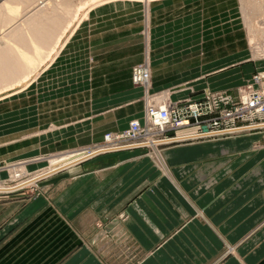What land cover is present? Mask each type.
I'll list each match as a JSON object with an SVG mask.
<instances>
[{
	"label": "rangeland",
	"instance_id": "obj_1",
	"mask_svg": "<svg viewBox=\"0 0 264 264\" xmlns=\"http://www.w3.org/2000/svg\"><path fill=\"white\" fill-rule=\"evenodd\" d=\"M20 3L18 13L4 12L9 20L0 21V48L10 46L16 53L18 46L30 51L37 20L36 25L55 27V33L45 42V55L51 51L45 60L35 70L37 63L22 71L25 75L33 69L29 77L20 83L14 81L19 76L0 81V185L12 186L0 189V227H43L48 217L39 220L41 207L25 212L28 206L40 197L49 204L51 186L64 178L96 171L102 155L70 168L43 172L52 158L93 150L105 142L107 135L124 133L132 121L147 125V110L163 106L165 99L194 101L205 97V90L225 91L236 97L245 80L264 71V0ZM76 26L80 28L74 42L60 51ZM88 35L90 42L81 40ZM165 42L168 47L160 48V55L155 56L150 80L149 94L158 98L149 104L151 98L145 88L132 84V66L148 60V44ZM8 61L6 56L1 58L0 70ZM228 86L233 88L213 90ZM187 128L169 130L163 136L174 137L195 129L194 125ZM176 143L185 142L159 149L141 148L140 155H149L167 172L168 166L158 154ZM258 146H262V139ZM15 167L21 175L11 174ZM37 173L48 175L16 185ZM75 198L78 205L83 203L81 195ZM72 211L74 227H118L126 218L122 214L89 215L88 210L79 208Z\"/></svg>",
	"mask_w": 264,
	"mask_h": 264
},
{
	"label": "crops",
	"instance_id": "obj_2",
	"mask_svg": "<svg viewBox=\"0 0 264 264\" xmlns=\"http://www.w3.org/2000/svg\"><path fill=\"white\" fill-rule=\"evenodd\" d=\"M165 46L148 44L151 71ZM141 150L103 153L96 171L56 182L49 204L25 210L41 207L43 227H0V264H264V133L170 145L158 154L167 172ZM74 208L126 218L74 227Z\"/></svg>",
	"mask_w": 264,
	"mask_h": 264
},
{
	"label": "built area",
	"instance_id": "obj_3",
	"mask_svg": "<svg viewBox=\"0 0 264 264\" xmlns=\"http://www.w3.org/2000/svg\"><path fill=\"white\" fill-rule=\"evenodd\" d=\"M151 73L150 62L145 60L133 67L132 81L145 88L147 97L155 98L151 99L155 102L158 97L149 94ZM205 91V97L194 101L165 99L163 106H151L147 110V125L143 126L139 120L132 121L124 133L107 135L105 142L98 146L100 151L86 156L82 161L111 151L148 147L143 144L148 137L157 139L155 146L159 149L175 142L224 139L249 131L264 133V71L258 72L244 84L236 97L225 91ZM148 103L152 104L150 101ZM192 125L195 129L191 132L174 137L163 136L169 130L188 129ZM185 134L191 136L183 141L177 140ZM111 146L118 148L107 150Z\"/></svg>",
	"mask_w": 264,
	"mask_h": 264
},
{
	"label": "bare ground",
	"instance_id": "obj_4",
	"mask_svg": "<svg viewBox=\"0 0 264 264\" xmlns=\"http://www.w3.org/2000/svg\"><path fill=\"white\" fill-rule=\"evenodd\" d=\"M15 1H19V2H15ZM25 1H22V0H2V3L0 5V21L6 20L7 17H5V13H4L5 11L8 13H18L19 10H21V6H20L21 3L20 2L25 3ZM52 18H54V17H52ZM52 18H50V19H52ZM12 19H14V18H12ZM7 20H9V19L7 18ZM52 20H54V19H52ZM37 22H39V21L37 20L35 22V28L36 29L35 30L33 29L34 30L33 35L35 34L34 39L33 40L30 39V40H32V41H30L31 42L30 44L32 45V49L30 51H28V49H24V48L21 49V47H18V46L15 49L16 53L14 51H12L13 49H10L11 48L10 46H9L10 48L7 46L6 47L4 46L5 48L2 47L3 49L0 48V60H1V58H4L5 56H6V59L9 60L7 62L6 67L4 68V70H3V68H2L3 71L0 70V81L1 82L6 81L9 78L19 76V79H16L14 81L17 83L18 82L20 83V81H23L24 79L29 77L28 75L33 69L31 71H28L27 73H25V75H22V71L24 72L25 70H28V68L30 69L32 67L30 65L34 66L37 63L36 66L34 67V70H35L40 65V63H42L45 60L46 56L51 52V51H49V53L47 52V55H45L46 54L45 49L47 48L45 45H48V44H46L47 41H49L52 38V34L54 35L55 30H53V29L55 27L51 28L52 25L49 26L50 24L48 26H46V25L42 26L41 24L36 25ZM52 24H54V23H52ZM32 25H33V23H32ZM45 26L47 28H45ZM58 37L60 38V36H58ZM58 41H59V39H57V43H58ZM51 43H49V44H51ZM49 47H50V45H49ZM12 48H14V47H12ZM50 50H52V47ZM10 84H12V83H10ZM150 98L155 99L153 97H150ZM151 99H150V102L152 103L154 100H151ZM190 136H191V134H185L184 136H181L182 138L179 137V139H177V140L183 141L184 138H187ZM193 138H195V136ZM194 140H196V139H194ZM156 142H157V139H155L154 137H148V139L145 142H143V144H146L149 148H154V147H156L155 146ZM115 148H118V146H111V147L107 148V150H113ZM122 150H124V149H122ZM97 151H100L98 149V147H96L93 150H84V151H79V152L70 153V154L68 153V154H65L62 156L52 158L50 160L51 165L49 166V168L47 170H45L43 172L46 173V172L53 170V169L57 170V169L62 168V167H68V166L73 165L75 163H79L80 161H82L83 158H85L86 156H88L92 153H95ZM17 169H18V167L11 169V174H13V176L21 175L20 173L17 174V172H19V170H17ZM42 174H44V173H42ZM42 174H41V176H43ZM39 175L40 174L37 173L36 175H33V177H29V178H26L24 180L19 181L18 184H16V185H24V184H28V183H33L34 180L36 179V177H37V179L39 177H41ZM44 175H46V174H44ZM1 184H5V183H1ZM11 187L12 186H9V185H0V189L11 188Z\"/></svg>",
	"mask_w": 264,
	"mask_h": 264
},
{
	"label": "water",
	"instance_id": "obj_5",
	"mask_svg": "<svg viewBox=\"0 0 264 264\" xmlns=\"http://www.w3.org/2000/svg\"><path fill=\"white\" fill-rule=\"evenodd\" d=\"M49 174H50V173H49ZM46 175H48V174H46ZM46 175H43V176L39 177V178H38V179H36V180H39V179H41V178L45 177Z\"/></svg>",
	"mask_w": 264,
	"mask_h": 264
}]
</instances>
